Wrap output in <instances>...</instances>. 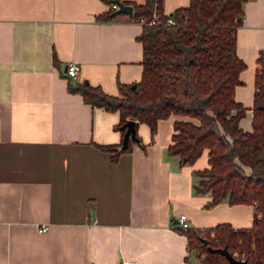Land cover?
I'll list each match as a JSON object with an SVG mask.
<instances>
[{"label":"crops","instance_id":"obj_1","mask_svg":"<svg viewBox=\"0 0 264 264\" xmlns=\"http://www.w3.org/2000/svg\"><path fill=\"white\" fill-rule=\"evenodd\" d=\"M112 3L0 0V264H198L178 214L199 229L251 224L252 204L223 198L207 206L209 192L194 190V170L207 166L204 150L191 164L166 152L179 115L157 120L152 140L136 121L137 142L115 160L99 147L121 143L118 113L69 92L64 67L78 64L71 80L110 94L117 93L115 79H139L140 22L122 12L96 18ZM187 3L162 0V9ZM261 50L264 0H245L235 31V52L245 64L234 88L247 107L242 130L250 129Z\"/></svg>","mask_w":264,"mask_h":264},{"label":"trees","instance_id":"obj_2","mask_svg":"<svg viewBox=\"0 0 264 264\" xmlns=\"http://www.w3.org/2000/svg\"><path fill=\"white\" fill-rule=\"evenodd\" d=\"M107 3L115 0H104ZM245 0H188L185 6L164 13L162 0H143L131 4L130 18L140 22L135 36L140 42V76L131 83L115 79L116 94L99 85L66 76V88L78 93L82 101L106 111H117V127L130 118L136 140L126 145H99L112 152L111 160L137 142L135 125L144 122L150 139L157 120L171 114L172 132L166 146L168 154L181 163L191 164L204 150L207 166L194 170V190L208 191L207 206L225 198L229 204H252V221L247 227L233 228L227 222L199 229L180 227L189 249L198 252V264H230L211 247H225L244 264H264V52L255 58L252 79L250 129L242 130L239 119L245 107L234 98L240 84L238 73L245 67L235 52V31L242 23ZM114 8L97 14L108 19ZM154 17V23L148 24ZM171 18V23L166 18ZM121 138L123 129L120 128ZM247 168V170L244 169Z\"/></svg>","mask_w":264,"mask_h":264},{"label":"water","instance_id":"obj_3","mask_svg":"<svg viewBox=\"0 0 264 264\" xmlns=\"http://www.w3.org/2000/svg\"><path fill=\"white\" fill-rule=\"evenodd\" d=\"M114 3L116 4V8L112 11L113 13H126L127 15H131V5L125 4L122 1L115 0ZM134 86V82L131 83V87ZM134 122L135 120L133 119H126L125 122L120 126L121 129H123V134L121 138V143L118 147V149L124 147L126 145L127 139L131 138L132 140H136L135 135H134ZM202 243L206 245L207 249L210 251H217L221 254L224 255L226 258L227 262L230 264H244L243 259H237L233 257L228 250L225 247H211L210 245L207 244L206 239L202 238Z\"/></svg>","mask_w":264,"mask_h":264},{"label":"built area","instance_id":"obj_4","mask_svg":"<svg viewBox=\"0 0 264 264\" xmlns=\"http://www.w3.org/2000/svg\"><path fill=\"white\" fill-rule=\"evenodd\" d=\"M112 8H116V4L112 3L111 4ZM139 22L142 21V19L139 17ZM167 22H172L171 18L168 17L166 18ZM154 23V17H152L151 19H149L148 24H153ZM64 73L66 76L70 77V78H76L77 77V73H78V64L74 63V62H67L65 64L64 67ZM257 204L256 202H252V206L255 207ZM177 223L180 227L184 228L186 226H188V222L186 220V217L183 213L178 214L177 216ZM47 228V225L43 224L39 226V230L40 231H44ZM120 264H134V262L132 260H124L122 261Z\"/></svg>","mask_w":264,"mask_h":264}]
</instances>
